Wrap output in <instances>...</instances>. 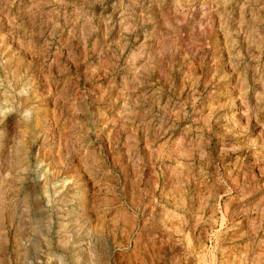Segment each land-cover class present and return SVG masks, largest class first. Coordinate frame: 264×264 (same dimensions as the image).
Returning <instances> with one entry per match:
<instances>
[{
	"label": "rangeland",
	"instance_id": "rangeland-1",
	"mask_svg": "<svg viewBox=\"0 0 264 264\" xmlns=\"http://www.w3.org/2000/svg\"><path fill=\"white\" fill-rule=\"evenodd\" d=\"M0 264H264V0H0Z\"/></svg>",
	"mask_w": 264,
	"mask_h": 264
},
{
	"label": "bare ground",
	"instance_id": "bare-ground-1",
	"mask_svg": "<svg viewBox=\"0 0 264 264\" xmlns=\"http://www.w3.org/2000/svg\"><path fill=\"white\" fill-rule=\"evenodd\" d=\"M65 143V142H64Z\"/></svg>",
	"mask_w": 264,
	"mask_h": 264
}]
</instances>
